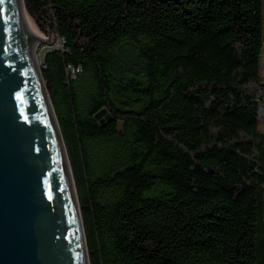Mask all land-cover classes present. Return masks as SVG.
Listing matches in <instances>:
<instances>
[{
  "label": "trees",
  "instance_id": "16d2710c",
  "mask_svg": "<svg viewBox=\"0 0 264 264\" xmlns=\"http://www.w3.org/2000/svg\"><path fill=\"white\" fill-rule=\"evenodd\" d=\"M23 5L89 264H264V0Z\"/></svg>",
  "mask_w": 264,
  "mask_h": 264
},
{
  "label": "water",
  "instance_id": "95a60500",
  "mask_svg": "<svg viewBox=\"0 0 264 264\" xmlns=\"http://www.w3.org/2000/svg\"><path fill=\"white\" fill-rule=\"evenodd\" d=\"M34 32L22 0H0V264H89Z\"/></svg>",
  "mask_w": 264,
  "mask_h": 264
},
{
  "label": "rangeland",
  "instance_id": "374dc122",
  "mask_svg": "<svg viewBox=\"0 0 264 264\" xmlns=\"http://www.w3.org/2000/svg\"><path fill=\"white\" fill-rule=\"evenodd\" d=\"M37 29H38V27H37ZM38 31L41 33L42 37L44 38V41L41 42V40H40V42L38 43L37 52H36V56H37V60H38V64H39V69H40V66L42 63V58H43V55L45 54V52L52 50V49H55V48H59L60 42L57 38H54L51 34L49 36V35L42 33L39 29H38ZM263 54H264V32H263ZM261 61H262V65H263L262 75L264 78V55H263V58ZM40 71H41V69H40ZM259 129L261 130V132H264V106L261 108V111L259 113Z\"/></svg>",
  "mask_w": 264,
  "mask_h": 264
},
{
  "label": "bare ground",
  "instance_id": "6f19581e",
  "mask_svg": "<svg viewBox=\"0 0 264 264\" xmlns=\"http://www.w3.org/2000/svg\"><path fill=\"white\" fill-rule=\"evenodd\" d=\"M23 1V0H22ZM24 6V5H23ZM24 11H25V14H26V17L28 19V22L30 23V25L32 26V28L35 30L34 32V38L32 39V47H33V52L35 54V59H36V64H37V68H38V71H39V74L41 76V73H40V69H39V64H38V60H37V56H36V52H37V45L38 43L42 41H44V38L42 37L41 33L38 31L35 23L32 21V19L29 17V15L27 14L25 8H24ZM41 80H42V77H41ZM42 83H43V80H42ZM43 86H44V83H43ZM45 89V87H44ZM46 91V90H45ZM68 161V160H67ZM74 185V184H73Z\"/></svg>",
  "mask_w": 264,
  "mask_h": 264
},
{
  "label": "built area",
  "instance_id": "2783aa9c",
  "mask_svg": "<svg viewBox=\"0 0 264 264\" xmlns=\"http://www.w3.org/2000/svg\"><path fill=\"white\" fill-rule=\"evenodd\" d=\"M76 71H78V70H76ZM69 73L73 76L74 70L70 69Z\"/></svg>",
  "mask_w": 264,
  "mask_h": 264
}]
</instances>
